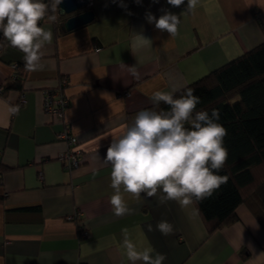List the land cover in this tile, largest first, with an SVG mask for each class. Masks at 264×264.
<instances>
[{"label": "crops", "instance_id": "0c3cea01", "mask_svg": "<svg viewBox=\"0 0 264 264\" xmlns=\"http://www.w3.org/2000/svg\"><path fill=\"white\" fill-rule=\"evenodd\" d=\"M85 9L93 19L71 30L41 22L53 33L42 49L43 69H25L21 90L0 92V264H130L125 229L138 248L165 255L163 264H264V227L247 204L210 233L195 204H161L162 193L139 200L123 193L131 212L117 217L111 166L104 162L126 113L152 104V92L178 91L264 41V0H200L191 13L187 0L179 7L167 0H89ZM165 12L181 19L175 37L147 20ZM137 35L151 43L138 47ZM23 56L11 46L0 50V83L15 64L25 66ZM123 65L137 66L140 78ZM61 77L70 97L63 119L42 109V90ZM14 106L19 110L12 113ZM63 122L83 152L70 171L60 159ZM72 214L78 217L67 219ZM161 220L174 226L173 234L156 229ZM81 226L87 237L79 235Z\"/></svg>", "mask_w": 264, "mask_h": 264}, {"label": "clouds", "instance_id": "9594fccd", "mask_svg": "<svg viewBox=\"0 0 264 264\" xmlns=\"http://www.w3.org/2000/svg\"><path fill=\"white\" fill-rule=\"evenodd\" d=\"M137 3L140 0H136ZM185 0H167L169 5L179 7ZM200 0H187L186 13L195 10ZM61 0H0V33L7 44L0 42V50L8 46L18 49L24 56L25 69L29 72L42 70L44 55L42 49L51 44L53 33L40 26L46 18L49 22L57 19ZM51 13V14H50ZM149 23L159 30H166L171 37L178 34L181 19L165 12L158 19L147 14ZM151 43L137 35V46ZM124 66V65H123ZM126 67V66H124ZM136 79L140 78L137 66L126 67ZM177 89L171 92L154 91L150 99L153 109L139 111L131 124H125L117 137L111 140L104 162L111 166V188L114 190L110 204L115 216L131 212L123 193L135 199L142 194L151 198L159 195L161 204L175 201L187 208L211 199L228 180V175H220L229 152L224 145L227 129L218 123V109L196 111L201 102L188 87L178 97ZM168 105V110L158 108L160 103ZM12 113L18 106L9 109ZM199 213V209H194ZM156 229L162 235L173 234L174 226L167 220L157 223ZM148 231L152 226L148 225ZM122 248L130 264H163L166 256L151 248H138L128 234L123 232Z\"/></svg>", "mask_w": 264, "mask_h": 264}, {"label": "trees", "instance_id": "16d2710c", "mask_svg": "<svg viewBox=\"0 0 264 264\" xmlns=\"http://www.w3.org/2000/svg\"><path fill=\"white\" fill-rule=\"evenodd\" d=\"M44 2L51 4V0ZM57 19L55 28L63 30ZM0 42L6 43L2 33ZM15 65L12 74L2 83V93L10 88H22L25 66ZM65 80L61 77L57 86L47 88L60 89L69 106ZM188 87L200 97L196 111L205 110L210 115L212 109H218V123L227 129L224 145L229 156L219 174L228 175L229 180L213 198L195 204L208 232L236 220L235 211L242 203L249 206L264 227V41L189 82L174 97L178 98ZM154 107L152 103L127 112L126 124H131L139 111ZM168 108L161 102L155 110Z\"/></svg>", "mask_w": 264, "mask_h": 264}, {"label": "built area", "instance_id": "2783aa9c", "mask_svg": "<svg viewBox=\"0 0 264 264\" xmlns=\"http://www.w3.org/2000/svg\"><path fill=\"white\" fill-rule=\"evenodd\" d=\"M14 65L13 67H15ZM3 90V84L0 83V92ZM19 101L22 103L25 101L24 96L21 95ZM69 100L61 92L60 89L45 88L42 90V109L43 112L53 117L63 119ZM63 128L58 132L57 138L66 142V149L60 155V159L63 161V166L67 170L77 168L82 162V149L78 144L76 135L71 131L70 126L63 122ZM78 214H72L67 216V219L74 220ZM79 235L81 237H87L89 231L82 226L79 227Z\"/></svg>", "mask_w": 264, "mask_h": 264}, {"label": "water", "instance_id": "95a60500", "mask_svg": "<svg viewBox=\"0 0 264 264\" xmlns=\"http://www.w3.org/2000/svg\"><path fill=\"white\" fill-rule=\"evenodd\" d=\"M88 3L89 0H61V4L58 5V15H67L61 23L64 30H71L88 23L93 19V10H84Z\"/></svg>", "mask_w": 264, "mask_h": 264}]
</instances>
